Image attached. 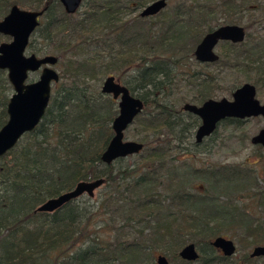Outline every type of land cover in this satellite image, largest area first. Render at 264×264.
Wrapping results in <instances>:
<instances>
[{
    "label": "trees",
    "instance_id": "1",
    "mask_svg": "<svg viewBox=\"0 0 264 264\" xmlns=\"http://www.w3.org/2000/svg\"><path fill=\"white\" fill-rule=\"evenodd\" d=\"M154 1L82 0V11L67 15L55 1L24 0L23 6L45 7L28 50L31 41L51 44L69 32L77 43L101 49L106 57L105 63L97 55L64 62L36 127L0 157V264H153L157 252L178 264H264L246 254L223 257L209 244L231 231L240 233L236 243L241 249L264 244V186L257 185L258 174L245 165L173 167V152L189 155L185 145L198 152L202 144L193 142L197 119L167 104L174 80L186 74L181 69L188 61L199 65L192 53L203 35L221 25L240 26L244 13L243 41L219 43L223 55L211 65L224 66L225 76L248 73L241 84L233 78L228 94L245 82L255 90L264 85V0H163L165 7L152 17L121 18ZM16 4L20 0H0V12ZM151 19L150 27H141ZM56 58L61 66L63 52ZM109 76L144 105L129 126L142 149L125 167L122 159L110 165L100 161L117 107L88 82ZM192 78L196 94L191 103L214 97L219 75L196 72ZM10 95L0 70V128ZM96 179L108 188L97 206H81L77 198L53 213L35 212L76 183ZM193 181L202 189L191 188ZM189 243L198 253L195 262L177 256Z\"/></svg>",
    "mask_w": 264,
    "mask_h": 264
},
{
    "label": "water",
    "instance_id": "2",
    "mask_svg": "<svg viewBox=\"0 0 264 264\" xmlns=\"http://www.w3.org/2000/svg\"><path fill=\"white\" fill-rule=\"evenodd\" d=\"M51 1L59 3L65 14L73 15L79 9L82 0ZM164 7L163 0H156L140 9L138 16L152 17ZM44 10L45 7L37 11H25L13 5L0 20V35L9 38L8 43H0V70L5 71L7 82L12 89L5 109L7 118L0 128V157L10 151L24 134L36 127L47 107L51 86L58 81V75L53 69L56 63L54 56L37 58L25 54L29 37L38 26V19ZM243 39L242 27L218 26L203 35L193 50V58L201 64L214 63L218 60L214 49L219 43L239 44ZM38 71L37 79L27 83L28 74ZM99 91L115 101L117 107V114L110 125L112 136L100 155L102 164L110 165L115 160L135 156L141 151L142 144L125 141L123 133L141 113L144 105L140 99L131 96L112 76L103 80ZM181 109L199 120V125L194 131V141L197 144L203 138L209 137L216 130L218 123L226 119L244 120L260 117L264 122V103L258 102L255 98V88L248 83L236 88L229 99H207L198 106L185 103ZM249 142L264 149V129L253 135ZM103 183V179L80 181L71 190L41 203L35 212L50 214L82 195L92 198L93 191ZM209 244L213 249L220 251L223 257L230 258L235 254V246L229 239L215 237ZM177 256L186 262H195L198 259V253L192 243L181 247ZM248 257L264 259V245L252 247ZM155 264L168 263L163 255H158L155 257Z\"/></svg>",
    "mask_w": 264,
    "mask_h": 264
},
{
    "label": "rangeland",
    "instance_id": "3",
    "mask_svg": "<svg viewBox=\"0 0 264 264\" xmlns=\"http://www.w3.org/2000/svg\"><path fill=\"white\" fill-rule=\"evenodd\" d=\"M21 5H15L21 10L25 11H37L39 7L36 5L33 7H26L28 3L25 2L23 6L24 0H20ZM10 7L0 12V20L7 14ZM80 9V8H79ZM78 11H82L79 10ZM140 11V10H139ZM139 11L135 12H124L122 14L123 20L130 21L135 17ZM148 18V17H147ZM240 22L242 23L240 26L247 24L248 16L246 13L241 15ZM155 20H147L143 24H141L142 28L150 27L149 23H153ZM254 28H250L248 33L253 34ZM8 37H3L0 35V43L8 42ZM49 42H44L40 40L31 41V50L27 49V55L35 52V55L38 57L43 56H54L58 54V52H63L64 60L61 61V66L57 63L53 66L54 71L59 74L61 67L63 68L64 62L69 60H79V59H87L93 58L95 55L98 56V61L105 63L106 53L101 52V49H93V47L85 48L84 45L79 44L76 40H73L71 37V33H64L63 36L58 39H54ZM76 46V47H75ZM215 53L218 56V59L222 57V53L224 52V48H220L219 44L214 49ZM100 52V54L98 53ZM195 62V60H193ZM213 64V63H212ZM186 74L179 75L174 80V86L170 91V95L167 99V104L175 105L176 109H181V106L184 103L199 105L197 103H191L193 96L196 94L195 88L190 85L193 80V73L205 72L213 75H219L221 80L217 89H213L211 91V95L214 96L211 99L217 100L220 98L229 99L230 94H228L225 90L229 85H232L235 77L236 83L240 84L243 81L244 76L248 73L242 74H234L231 77L229 74L224 75L227 71L224 66L221 65H195L191 61H188V66L181 69ZM39 71L36 74L31 76V79L36 78ZM131 75L130 70H128V76ZM116 77L115 75H113ZM127 76V77H128ZM127 79V78H126ZM104 79L100 81H89L88 84L92 87L100 88ZM125 80V78L123 79ZM247 83V82H245ZM249 83V82H248ZM260 89L256 90L255 98L260 102H264V85L259 86ZM216 96V97H215ZM261 128H264V123L260 118L247 119L239 124H220L215 130V133L212 134L210 139L204 141V144L200 146L198 152H195L190 147L185 145V148L189 155H182L179 152H173L171 156L174 157V161L172 163L173 167H178L182 169L187 166V168H217L219 165H245L247 169L254 170L257 175V185L259 187L264 186V150L259 146H253L249 143V139L257 133V131ZM134 131L132 127L125 130L123 133V137L125 141H136V136H134ZM137 142V141H136ZM137 156V155H135ZM135 163V159L133 156L126 157L122 159L120 166H129ZM196 189H202V184L199 181H193L192 187ZM108 188L106 185L102 184L99 188L93 191L92 198H88L86 195H82L78 197L77 201L80 202L81 206L83 203H87L88 205H92L93 207L100 204L102 200V196L105 192H107ZM236 204H240L241 202H235ZM243 204L247 205V202H243ZM258 199L256 200V205H259ZM255 206L254 202H248V207ZM100 212L101 209H100ZM255 213L259 216L263 215L260 209H255ZM232 234L224 237L233 242L235 246V254L230 257V259H238L243 255H248L252 247L247 249H241L239 244L236 243V236L240 235L238 231H231ZM134 237V236H133ZM264 245V244H259ZM158 255H163L161 252H157L153 256V264H155V257ZM165 256L168 264H178L176 261H170L166 255Z\"/></svg>",
    "mask_w": 264,
    "mask_h": 264
},
{
    "label": "flooded vegetation",
    "instance_id": "4",
    "mask_svg": "<svg viewBox=\"0 0 264 264\" xmlns=\"http://www.w3.org/2000/svg\"><path fill=\"white\" fill-rule=\"evenodd\" d=\"M59 4V3H58ZM40 10V9H39ZM39 20H40V18L38 19V24H39ZM37 28V27H36ZM35 28V29H36ZM34 32V31H33ZM4 37V36H3ZM29 39H30V37H29ZM9 42V41H8ZM8 42H2V43H8ZM28 42H29V40H28ZM27 45H28V43H27ZM27 51V46H26V49H25V54L27 53L26 52ZM27 55V54H26ZM28 55H34V54H28ZM35 57H37V58H40V57H38V56H36V55H34ZM193 56V55H192ZM56 58V57H55ZM194 59V58H193ZM196 62V61H195ZM56 63H57V58H56ZM55 63V64H56ZM196 63H198V62H196ZM215 63V62H214ZM199 65L201 64V63H198ZM208 64H212V63H203V64H201V65H208ZM55 66V65H54ZM37 72H35V73H30V74H28V76H27V79H26V82L27 83H31V82H33V81H35L36 79H37V77H38V75L36 76V78L35 79H33V77H32V79H31V76H33V74H36ZM39 74V73H38ZM113 77V76H112ZM114 78V77H113ZM105 79V78H104ZM115 79V78H114ZM116 80V79H115ZM118 83H119V81L118 80H116ZM58 82V81H57ZM56 84V83H55ZM55 84H53L52 86H51V90H52V88H53V86L55 85ZM120 84V83H119ZM249 84V83H248ZM121 85V84H120ZM241 86V85H240ZM253 86V85H252ZM101 87V86H100ZM254 87V86H253ZM238 88V87H237ZM236 89V88H235ZM234 89V90H235ZM99 90H100V88H99ZM233 90V91H234ZM232 91V92H233ZM231 92V93H232ZM255 93H256V90H255ZM11 94H12V89H11ZM50 94H51V91H50ZM130 94V93H129ZM231 95V94H230ZM11 96V95H10ZM132 96V95H131ZM229 98H230V96H229ZM8 102V101H7ZM115 102V101H114ZM204 102V101H203ZM259 102V101H258ZM116 103V102H115ZM260 103V102H259ZM264 103V102H263ZM263 103H260V104H263ZM7 104V103H6ZM185 104V103H184ZM183 104V105H184ZM189 104V103H188ZM201 104V103H200ZM199 104V105H200ZM191 105H194V104H191ZM196 106H198V105H196ZM182 107V106H181ZM5 109H6V106H5ZM180 112L181 113H183V114H188V115H190V116H192V117H194V118H196L197 119V121H198V125H199V120H198V118L197 117H195L194 115H192V114H190V113H187V112H184V111H182V109H180ZM6 114V113H5ZM7 118V117H6ZM254 118H260V117H253V118H249V119H254ZM261 119V118H260ZM245 120H247V119H244V120H239V119H226V120H223V121H221L220 123H218V125L216 126V128L221 124V123H225V122H231V121H236V122H238V123H241V122H243V121H245ZM262 120V119H261ZM264 123V122H263ZM4 125V124H3ZM198 127V126H197ZM196 127V128H197ZM261 129H264V128H261ZM261 129H259V130H261ZM196 130V129H195ZM258 130V131H259ZM257 131V132H258ZM215 132V131H214ZM213 132V133H214ZM212 133V134H213ZM211 134V135H212ZM210 135V136H211ZM209 136V137H210ZM209 137H206V138H203L198 144L197 143H195V141H194V134H193V142H194V144H195V146H197V145H203L204 144V141L207 139V138H209ZM250 140V139H249ZM250 143V142H249ZM258 146V145H257ZM256 146V147H257ZM260 147V146H259ZM261 148V147H260ZM261 149H263V148H261ZM264 150V149H263ZM124 159V158H123ZM224 238V237H223ZM196 249V248H195ZM216 250V249H215ZM217 252H219L220 253V251H218V250H216ZM221 254V253H220ZM165 257V256H164ZM181 261H183V260H181ZM184 262H186V261H184Z\"/></svg>",
    "mask_w": 264,
    "mask_h": 264
}]
</instances>
